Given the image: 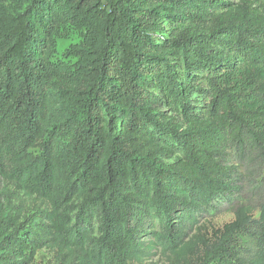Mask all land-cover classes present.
I'll use <instances>...</instances> for the list:
<instances>
[{
	"label": "trees",
	"instance_id": "obj_1",
	"mask_svg": "<svg viewBox=\"0 0 264 264\" xmlns=\"http://www.w3.org/2000/svg\"><path fill=\"white\" fill-rule=\"evenodd\" d=\"M257 168L264 0H0V264H264Z\"/></svg>",
	"mask_w": 264,
	"mask_h": 264
},
{
	"label": "rangeland",
	"instance_id": "obj_2",
	"mask_svg": "<svg viewBox=\"0 0 264 264\" xmlns=\"http://www.w3.org/2000/svg\"><path fill=\"white\" fill-rule=\"evenodd\" d=\"M229 1H237V0H229ZM9 7V5H8ZM14 6H10V9ZM82 33L74 30V29H64L61 30L58 36L54 40V58H61L63 54L66 53L72 47L81 43ZM66 61H71V59H67ZM256 175L254 181L258 184V188H249L246 190V194L244 196L243 204L252 207L253 209L257 208L260 204L263 197V188L260 180L264 177V169L257 168L254 172ZM1 186V185H0ZM255 219L257 218V212H254ZM234 220V216L232 213H222L218 216L209 217L206 221V227L208 229V235L211 236L215 234L217 231L222 229V227ZM238 242L242 247H247L249 245L248 237L241 236L238 238ZM157 258L153 259L155 262ZM34 264H54L52 256L49 252L42 250L37 253L35 257Z\"/></svg>",
	"mask_w": 264,
	"mask_h": 264
}]
</instances>
